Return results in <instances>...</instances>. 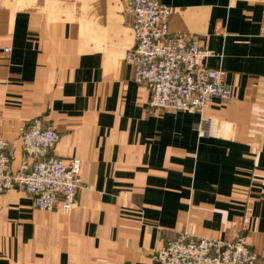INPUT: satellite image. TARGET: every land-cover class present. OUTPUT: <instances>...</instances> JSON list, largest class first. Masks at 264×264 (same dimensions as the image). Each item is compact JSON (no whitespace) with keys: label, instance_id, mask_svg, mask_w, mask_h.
<instances>
[{"label":"crops","instance_id":"0c3cea01","mask_svg":"<svg viewBox=\"0 0 264 264\" xmlns=\"http://www.w3.org/2000/svg\"><path fill=\"white\" fill-rule=\"evenodd\" d=\"M172 34L199 36L226 71L231 98L203 111L153 109L125 62L129 0H0V134L13 168L19 131L43 116L52 154L79 158L82 186L67 213L0 193V264H158L186 229L244 234L264 264V0H161Z\"/></svg>","mask_w":264,"mask_h":264},{"label":"built area","instance_id":"2783aa9c","mask_svg":"<svg viewBox=\"0 0 264 264\" xmlns=\"http://www.w3.org/2000/svg\"><path fill=\"white\" fill-rule=\"evenodd\" d=\"M129 9L133 44L125 52V62L134 67V81L149 88L153 109L200 113L194 129L198 136L207 135L211 122L202 115L204 109L213 97L231 98L226 71L203 64L213 50L203 47L199 36L172 34V7L161 0H129ZM19 134L23 156L17 168L11 164L9 142L0 134V193L18 188L30 194L39 209L59 205L69 212L83 183L81 160L52 154L59 132L43 116L29 120ZM153 258L158 264H256L257 254L244 234L223 240L195 237L183 229L161 244Z\"/></svg>","mask_w":264,"mask_h":264}]
</instances>
